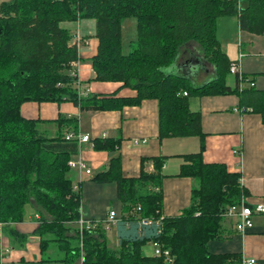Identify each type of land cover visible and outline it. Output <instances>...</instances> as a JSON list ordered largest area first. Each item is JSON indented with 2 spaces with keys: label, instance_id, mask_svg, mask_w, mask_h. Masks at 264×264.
I'll return each mask as SVG.
<instances>
[{
  "label": "trees",
  "instance_id": "1",
  "mask_svg": "<svg viewBox=\"0 0 264 264\" xmlns=\"http://www.w3.org/2000/svg\"><path fill=\"white\" fill-rule=\"evenodd\" d=\"M222 17H236L241 33L264 37V0H9L0 3V221L7 235L23 244L26 236L10 225L22 222L30 203L38 215L42 261L61 264H229L238 254H211L210 241L220 240L229 206L245 195L239 173L222 163L203 160L205 134L201 115L188 108L189 97L236 95L238 110L257 114L264 124V90L254 88V76L230 73V60L217 39ZM95 21L96 54L89 59L95 82L121 83L132 97L78 96L72 62H79L73 33L66 22ZM126 19L136 21L130 52L121 49ZM195 52L214 69L213 79L193 85L167 73L183 52ZM184 55V54H183ZM233 75L234 86L227 85ZM183 93H186L184 96ZM158 103V137H198L199 150L182 156L177 177L193 180L190 204L175 217L162 216L164 158L142 159L138 177H125L119 155L94 182L115 183L121 218L113 226L117 248L111 249L103 223L80 228V190L69 176L68 162L78 153L76 118L47 120L57 126L54 136L43 133L39 119L21 116L23 103L71 102L81 113L116 111ZM45 121V120H44ZM119 142L95 139L92 147L110 154ZM145 161L155 172L146 173ZM77 186L74 191L73 187ZM149 219L148 225L141 221ZM157 243L171 259L145 254ZM1 260V256H0Z\"/></svg>",
  "mask_w": 264,
  "mask_h": 264
},
{
  "label": "crops",
  "instance_id": "2",
  "mask_svg": "<svg viewBox=\"0 0 264 264\" xmlns=\"http://www.w3.org/2000/svg\"><path fill=\"white\" fill-rule=\"evenodd\" d=\"M122 24V32L125 22ZM228 20L223 19L217 24V39L219 31L225 27L230 29ZM62 26L69 29L78 43V80L88 94L111 95L116 97H132L134 92L122 88L121 83L95 82L94 73L89 63L98 47L95 37V21L82 19L76 22H66ZM238 26V22H237ZM72 27V29H71ZM74 27V28H73ZM233 28V26L231 25ZM239 30V28H238ZM240 32V31H239ZM231 37L233 34L231 32ZM220 43L222 51L229 60L238 67L241 74L254 76V88L264 90V37L249 33H241L237 40L238 62L235 54L228 49L229 40ZM229 50V52H228ZM184 54V55H183ZM241 55V58L239 57ZM197 58L200 64L192 63ZM232 64V62H231ZM186 69H183V67ZM167 73L186 78L193 85H201L214 78V69L207 65L195 52H183L177 61L167 69ZM227 85L234 86V77L227 78ZM192 98V97H189ZM188 98V108L191 112L201 115V128L205 134L203 160L206 163H222L229 172L239 173L241 185L248 204L264 203V124L260 117L252 112L238 110L239 98L236 95ZM21 116L26 119L41 120L40 130L50 136L57 132V126L47 120L59 117L76 118L77 133L88 136L90 142L78 144V153L71 160L81 159L91 171L90 174L70 169V178L80 190V216L94 223H102L109 211H114L121 218V204L117 199L115 183L100 184L92 177L107 170L111 156L119 155L121 170L125 177H138L142 159L162 157L164 164L160 171L162 179V216L175 217L190 204V193L193 180L177 177L182 156L199 150L198 137L165 138L158 137V103L155 100H144L138 106H127L116 111H88L81 113L73 103H36L26 102L21 105ZM45 120V121H44ZM69 127L62 134L70 133ZM95 139H113L119 142L117 149L110 154L97 151L91 144ZM143 169L146 173L155 172L153 163L145 161ZM10 225L19 234L26 236L23 244L13 241L3 229L0 249L2 257L0 264H61L56 261H42L39 248V238L35 234L38 228V215L30 220ZM223 235L220 240L210 241L207 249L211 254H238L239 262L229 264H248L254 260L264 264V215L253 218V227L245 233L235 230V221L224 218ZM112 234V241L108 233ZM31 235H36L37 239ZM108 245L117 248L115 227L106 232ZM4 249L7 250L6 253ZM145 254L152 253L151 245L144 247Z\"/></svg>",
  "mask_w": 264,
  "mask_h": 264
},
{
  "label": "built area",
  "instance_id": "3",
  "mask_svg": "<svg viewBox=\"0 0 264 264\" xmlns=\"http://www.w3.org/2000/svg\"><path fill=\"white\" fill-rule=\"evenodd\" d=\"M76 37L72 38V44H75L78 46ZM241 58V55H239ZM78 65L79 62H72L71 67V75L73 77H76V87H77V92L79 97L85 96L87 93V90L83 88L78 80ZM230 73L231 74H239L241 73L238 70V67L234 64L230 65ZM185 96L186 93H183ZM66 141L70 140H76L77 144H82V143H88L90 142L88 136L81 135L80 133L76 134H67L65 136ZM92 146V144H91ZM68 166L70 169H76L79 172L83 171L85 174H90L91 171L89 168L86 166V163L81 160H70L68 162ZM241 183V179H240ZM73 190H77V186L73 187ZM258 215H264V203H257L254 205L248 204L246 201L245 196H242L237 204H234L232 206H229L224 214L225 218L232 219L235 221V230L239 233H245L247 230L251 229L253 227V218ZM118 216L114 211H109L107 213V216L105 220L102 222L104 224V228L107 230L108 227L114 226L116 222L118 221ZM150 223L149 219H144L141 221L142 225H148ZM78 225L80 228L85 227V229H93L95 223L91 222L89 220L84 219L83 217L80 216V219L78 220ZM5 224L0 221V245H1V240H2V231L4 228ZM153 254L155 256H162L167 263L171 262V259L169 257V252L167 250H161L159 245L157 243H152L151 244ZM7 250L4 249L3 253H6ZM0 256L2 257V252L0 249ZM248 264H257L254 260H249Z\"/></svg>",
  "mask_w": 264,
  "mask_h": 264
},
{
  "label": "rangeland",
  "instance_id": "4",
  "mask_svg": "<svg viewBox=\"0 0 264 264\" xmlns=\"http://www.w3.org/2000/svg\"><path fill=\"white\" fill-rule=\"evenodd\" d=\"M4 1H9V0H0V3L4 2ZM223 19L231 22L230 27H229L230 29L225 27L223 29V31H219V33H218L219 41L221 43H224L225 41H227V39L229 40L228 49L232 50V53L235 54L234 60L237 61L238 60L237 40H238V37L240 36V32H239L238 26H237V19H236V17H222L221 19L218 20V24H219V21L221 22V21H223ZM231 25L233 26V28L231 27ZM71 29H72V27H71ZM231 32L234 36L233 38L231 37ZM136 35H137L136 21L134 19H128L125 22V29L122 32V36H121V49H122L123 54H128L130 52V49H131L130 43L136 39ZM228 52H229V50H228ZM231 62L233 64L234 61L230 60V63ZM192 98H195V97H192ZM192 98H189V99H192ZM35 213H36L35 209L32 207V205L30 203H28L24 207V219H23V221H26L29 216H31L30 217V220H31L32 217L35 215ZM111 228H112V226L108 227L107 231H109ZM31 236L34 238L37 237L36 235H31ZM108 237H109V240L112 241L113 238H112L111 232L108 233Z\"/></svg>",
  "mask_w": 264,
  "mask_h": 264
},
{
  "label": "water",
  "instance_id": "5",
  "mask_svg": "<svg viewBox=\"0 0 264 264\" xmlns=\"http://www.w3.org/2000/svg\"><path fill=\"white\" fill-rule=\"evenodd\" d=\"M191 62L192 63H197V64H200V61L197 59V58H193L192 60H191ZM186 67L187 66H185V67H183V69H186ZM172 75H174V74H172ZM177 76V75H176ZM180 77V76H179ZM183 78V77H182ZM184 79H186V78H184Z\"/></svg>",
  "mask_w": 264,
  "mask_h": 264
}]
</instances>
